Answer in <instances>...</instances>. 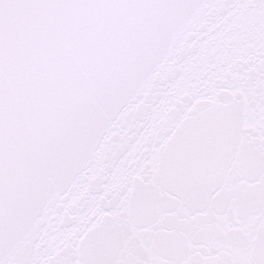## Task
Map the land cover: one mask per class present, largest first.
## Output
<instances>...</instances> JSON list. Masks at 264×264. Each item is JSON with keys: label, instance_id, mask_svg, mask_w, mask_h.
<instances>
[{"label": "snow or ice", "instance_id": "snow-or-ice-1", "mask_svg": "<svg viewBox=\"0 0 264 264\" xmlns=\"http://www.w3.org/2000/svg\"><path fill=\"white\" fill-rule=\"evenodd\" d=\"M0 264H264V0H0Z\"/></svg>", "mask_w": 264, "mask_h": 264}]
</instances>
